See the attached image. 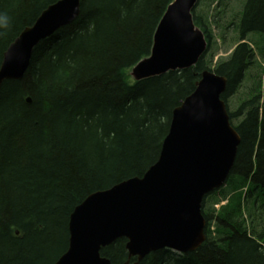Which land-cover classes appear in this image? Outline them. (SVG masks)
<instances>
[{
  "label": "trees",
  "instance_id": "16d2710c",
  "mask_svg": "<svg viewBox=\"0 0 264 264\" xmlns=\"http://www.w3.org/2000/svg\"><path fill=\"white\" fill-rule=\"evenodd\" d=\"M59 1L0 0L8 16L0 69L16 39ZM173 2L81 0L79 18L36 49L25 77L4 82L0 264H55L68 251L78 206L158 162L174 111L206 71L228 79L221 98L241 138L234 167L204 199L203 245L184 255L160 250L140 264H264V0H241L239 10L232 0H200L193 19L210 47L198 64L136 82L130 73L151 56ZM229 30L234 49L215 63ZM126 244L118 240L102 257L126 263Z\"/></svg>",
  "mask_w": 264,
  "mask_h": 264
},
{
  "label": "water",
  "instance_id": "95a60500",
  "mask_svg": "<svg viewBox=\"0 0 264 264\" xmlns=\"http://www.w3.org/2000/svg\"><path fill=\"white\" fill-rule=\"evenodd\" d=\"M198 2L175 0L169 6L151 56L133 69L135 81L198 64L208 49L193 20ZM80 13L81 0H60L44 11L5 53L0 90L5 81L22 80L36 49L73 24ZM227 85V78L203 73L195 92L174 111L158 162L142 178L94 193L78 206L69 222L68 251L55 264H112L101 251L120 239L127 240L124 264H140L164 249L193 253L203 245L204 199L225 186L241 144L221 98Z\"/></svg>",
  "mask_w": 264,
  "mask_h": 264
},
{
  "label": "rangeland",
  "instance_id": "374dc122",
  "mask_svg": "<svg viewBox=\"0 0 264 264\" xmlns=\"http://www.w3.org/2000/svg\"><path fill=\"white\" fill-rule=\"evenodd\" d=\"M235 6H237V10H239V8L241 6V0H232L230 7H235ZM226 14L227 15L230 14L229 9L227 10ZM215 34H217V36L221 35L217 30H215ZM224 36H225V40H222V39L217 40L219 51H218L215 59H217L218 57L226 58L228 55H230V53L233 50V46L235 45V41H232V37L234 36L232 30L225 32ZM218 38H220V37H218ZM260 63L264 67V59H260Z\"/></svg>",
  "mask_w": 264,
  "mask_h": 264
},
{
  "label": "clouds",
  "instance_id": "9594fccd",
  "mask_svg": "<svg viewBox=\"0 0 264 264\" xmlns=\"http://www.w3.org/2000/svg\"><path fill=\"white\" fill-rule=\"evenodd\" d=\"M8 16L5 12H0V27L6 26Z\"/></svg>",
  "mask_w": 264,
  "mask_h": 264
}]
</instances>
